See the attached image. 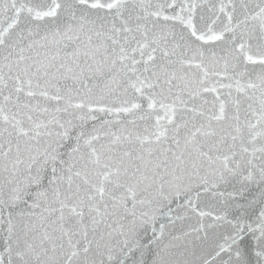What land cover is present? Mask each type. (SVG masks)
Wrapping results in <instances>:
<instances>
[{"label": "snow or ice", "instance_id": "obj_1", "mask_svg": "<svg viewBox=\"0 0 264 264\" xmlns=\"http://www.w3.org/2000/svg\"><path fill=\"white\" fill-rule=\"evenodd\" d=\"M0 264H264V0H0Z\"/></svg>", "mask_w": 264, "mask_h": 264}]
</instances>
